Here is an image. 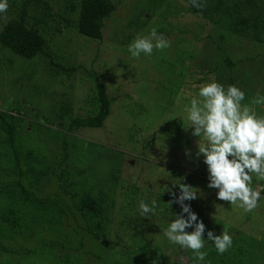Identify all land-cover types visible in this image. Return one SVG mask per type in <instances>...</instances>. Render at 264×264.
<instances>
[{
	"label": "rangeland",
	"instance_id": "obj_1",
	"mask_svg": "<svg viewBox=\"0 0 264 264\" xmlns=\"http://www.w3.org/2000/svg\"><path fill=\"white\" fill-rule=\"evenodd\" d=\"M47 1L52 13L60 11L61 4L65 2ZM112 1L115 9L104 20L100 40L78 35L62 21L57 26L60 28L59 32L53 31L54 23H50L46 30L49 39L46 50L50 51L56 62L73 68L71 75L66 78L60 75L55 78V82H50L48 91L52 94L53 91L56 92L54 100L69 98L72 113L86 115L91 110V105H87L88 93L98 81L105 84L107 95L113 98L111 112L101 127L79 128L67 136L70 152L73 151V144L77 145L75 150L78 147L86 148L90 144L99 156L83 149L77 154L73 151L66 170L70 175L81 172L79 177L90 180L93 193L100 191L102 197L112 193L115 208L121 204L123 207H138L137 197L143 199L140 196L149 201L164 197L168 202L172 197L168 190L165 191V187L177 192L178 189L171 183L179 179L181 183L193 186L195 178H199L197 183L202 181L206 185L204 165L191 156L195 151L194 144L202 142L201 138H193L183 130L186 127L183 107L188 101H183L181 95L184 92L186 96L191 90L170 83L167 73V68L171 67L169 62L188 51L191 62L187 60V63H200V68L206 70L207 67H215L216 57L218 59L225 49L235 66L228 68L219 65L216 68L222 70V77L232 78L230 85L245 92L241 105L248 106L258 116H264V104L254 103L258 94L264 96V39L258 41L251 37L233 38L231 35L232 38L228 40H220L212 21L201 13L189 11L186 0H162L161 6L150 5L148 9H145L144 4L147 0ZM251 1L252 9L264 12V0ZM8 2L12 3V0ZM167 9L170 11L165 13ZM54 17L55 20L58 18ZM5 19L6 16L0 22ZM135 22H143V27L136 29ZM153 27L159 29L158 33L164 34L170 41V46L162 50L153 49L152 55L148 57L143 54L139 58L131 57L127 50L131 40L137 35H147ZM260 36L264 38V33ZM1 59V68L5 72L0 74V109H10L15 117L20 118V134L25 138L31 131L30 126L35 129V121L50 116L49 97L46 94L34 96L30 93L32 97L28 98L25 94L28 91H24L25 82H22L19 97L28 98L27 102L20 103L26 108L22 109L19 103L14 102L15 95L12 92L19 88L18 85L33 65L10 52L1 56ZM39 61L42 68V60ZM44 73L42 70V74ZM6 77H10V80L7 79L9 85L4 82ZM208 77L216 81L219 78L215 72L209 73ZM223 83L224 86L229 85L227 80ZM132 103L146 108L139 112L138 107H133ZM15 108L19 109L16 111ZM42 124V127H36L34 134L28 136L29 142L46 144L44 149L49 155H59V144H54V132L47 130L65 131L61 127L63 125H57V122H52L51 127L47 123ZM57 141L60 143V137ZM185 148L190 150L188 157L184 155ZM74 176L77 179V175ZM252 186L264 188V180L257 181L253 176ZM52 187V183L47 182L43 185L42 194L50 196L53 191L58 190ZM196 188L201 190L200 194L198 189H194L200 196L185 203L195 209L206 230L211 229L218 235L221 230L227 229L232 237V246L225 253L217 254L211 241H206L202 251L207 250V255L204 261L197 262L191 250L169 244L161 236L164 225L155 220L152 225L160 230L150 232L147 250L139 260L146 264H178L183 257L184 264H264V200L259 201L253 210L245 212L226 201L217 200L215 189L200 186ZM108 203L105 202L107 205ZM179 211L176 204L174 214ZM107 213L112 216L110 227L114 231L120 226V220L112 207L108 208ZM172 218L174 217L170 215L169 220ZM47 235L57 238L50 229ZM106 239L112 241L111 237ZM85 241L90 249L93 248L92 244L96 246L98 243L94 241L89 244L87 237ZM95 252L100 253L99 250Z\"/></svg>",
	"mask_w": 264,
	"mask_h": 264
},
{
	"label": "trees",
	"instance_id": "obj_2",
	"mask_svg": "<svg viewBox=\"0 0 264 264\" xmlns=\"http://www.w3.org/2000/svg\"><path fill=\"white\" fill-rule=\"evenodd\" d=\"M64 1L60 11L52 13L47 0H12V3L8 2L6 12L0 13V20L7 17L4 22H0V74L5 72L1 68V56H5L7 52L33 65L18 85L19 88L12 92L15 95L14 102L20 105L27 102L33 94H46L51 105L50 116L35 121V129L30 126L31 131L25 138L20 134V118L15 117L10 109H0V264H146L139 258L147 250L148 235L160 230L152 224L157 220L164 225V229L171 212L176 210V204L173 203L168 208L165 198L159 197L158 208H163V211L157 215L142 217L136 206L123 207L121 204L115 208L112 193L104 194L103 197L100 191L93 193L90 180L79 177L81 172L74 173L77 175L76 179L66 170L73 151L77 154L83 149L98 155L90 144L86 148L78 147L77 150V145L73 144V151L70 152L67 136L79 128L101 127L111 112L113 98L107 95L105 84L98 81L88 93L87 105L92 107L90 106L91 110L86 115L73 114L69 98L54 100L56 92L53 91L52 94L48 91L50 82H55V78L60 75L64 78L71 75L73 68L56 62L50 51L46 50L49 46L46 30L50 23H54L53 31L59 32L60 28L57 26L62 21L78 35L100 40L104 20L114 11L115 4L112 0ZM162 2L144 1L145 9L150 8V5L161 6ZM186 2L189 11L201 13L212 21L217 37L222 41L228 40L231 35L233 38L251 37L258 41L264 39L260 36L264 33V12L252 9L251 0H236V3L231 0H197L199 7H194L190 0ZM169 11L167 9L165 13ZM54 16L58 18L55 20ZM134 26L136 29L142 28L143 22H135ZM158 30L157 28L156 31ZM190 59L191 55L185 51L184 55L179 54L176 59H172L168 64L171 67L167 68L171 84L176 87L182 85L191 90L190 93L193 92L186 96L183 92V101H189L195 96L198 86L212 79L208 77L209 73H216L219 77L217 82L224 84L223 81L227 80L231 84L232 78L222 77V70L216 68L219 65L228 68L235 66L225 49L221 51L219 60L216 57L215 67H207L206 70L200 68V63L188 64L187 60ZM39 60H42L43 69L40 68ZM42 70L45 71L44 74ZM7 79L10 80V77H6L4 82L9 85ZM22 82H25L24 91H28L25 93L28 98L19 97ZM132 104L133 107H138L139 112L146 108H140L137 103ZM20 107L26 109L23 105ZM15 109L17 111L19 108ZM43 122L50 127L52 122L63 125L61 127L65 131L47 130L54 132V144H59V155H49L44 149L46 144H35L28 140V136L34 134L36 127H42ZM131 136L132 134L130 138ZM58 137L60 143L57 141ZM195 181L194 187L205 188L202 181L197 183L199 178H195ZM47 182L52 183V188L58 189L50 196L41 192ZM164 195L168 197L166 193ZM140 197L146 203L150 202L143 196ZM111 207L120 220V226L114 231L110 227L112 216L107 213ZM191 210L195 212L192 207ZM49 229L57 238L47 235ZM86 237L89 244L97 241L96 246L92 244L93 248H88ZM106 237H111L112 241L109 242ZM95 250L100 253L97 254ZM138 260L140 262L137 263Z\"/></svg>",
	"mask_w": 264,
	"mask_h": 264
},
{
	"label": "clouds",
	"instance_id": "obj_3",
	"mask_svg": "<svg viewBox=\"0 0 264 264\" xmlns=\"http://www.w3.org/2000/svg\"><path fill=\"white\" fill-rule=\"evenodd\" d=\"M194 7H199L197 0H190ZM8 0H0V13L8 9ZM170 46V41L156 28L149 29L147 35H137L128 45L131 57L151 56L153 49L162 50ZM245 92L235 85H227L211 79L197 87L193 96L183 107L186 127L183 129L193 138H201L191 156L204 165L206 185L215 189V198L226 201L249 212L264 200V188L252 186L253 176L257 181L264 180V116H258L248 106H242ZM255 104H264V96L257 95ZM186 157L190 150H183ZM178 191H169L172 197L167 207L175 203L179 213L171 212L172 218L162 230L163 237L171 245L192 251L197 262L204 261L207 250H203L206 241H211L217 254L225 253L232 246V237L227 229L215 235L206 230L204 223L191 210L189 203L197 199L201 190L180 179L171 183ZM198 189L199 193L194 190ZM157 200L146 203L138 202V211L142 217L157 215L163 211L158 208ZM191 231H186V229ZM178 264H184L181 257Z\"/></svg>",
	"mask_w": 264,
	"mask_h": 264
}]
</instances>
